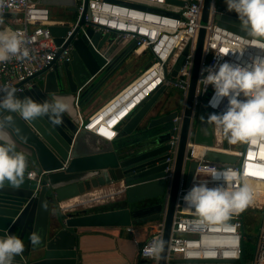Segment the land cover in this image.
Segmentation results:
<instances>
[{"label":"water","instance_id":"1","mask_svg":"<svg viewBox=\"0 0 264 264\" xmlns=\"http://www.w3.org/2000/svg\"><path fill=\"white\" fill-rule=\"evenodd\" d=\"M40 1L51 6L63 4L72 8L74 5V0ZM86 1L78 24L62 46L65 48L71 42L70 59L59 60V51L47 67L11 87L16 89L31 82L21 91L15 90L16 95L30 97L37 102L49 101L54 95L64 97L71 103L72 111L63 114L60 125H53L47 116L29 122L21 119L18 113L12 114L14 120L7 131L16 143V150L26 155L28 166L25 182L20 188H13L7 183L0 188V237L16 235L24 242V252L14 258L13 264H78L77 235L81 228L126 227L157 220L163 214L162 238L166 248L156 264H166L178 185L181 176H184L186 185L190 182L196 166L194 160L185 161L191 122H194L193 142L213 145L212 126L206 123L209 113L204 99L198 96L199 104L194 107L205 30L200 27L198 31L181 109L164 112L156 109L152 114L151 107L168 87L162 84L121 122L118 141L109 142L78 128L74 94L79 87L82 88L80 100L96 93L106 84L120 58L128 51L122 49L118 53V45L109 53V48L104 49V46L107 41H112L113 35L94 31L91 26H86L85 33L79 34L80 25L85 22ZM212 5L214 0H204L201 20L204 13L207 16L203 22L207 20ZM173 14L177 16V13ZM214 18L222 27L248 34L234 11L219 6ZM48 29L55 42L60 44L68 25H49ZM76 34L79 35L74 38ZM187 51L186 46L169 75L165 73L166 80L176 82L172 77H176ZM105 56L109 58L108 62ZM148 65L150 62L146 67ZM193 109L195 114L191 119ZM178 113L182 115L181 134L168 185L163 177L164 159L168 155L172 118ZM204 158L218 163H231L236 159L231 154L213 150H207ZM31 169L36 172L34 178L27 177ZM105 188H113L116 194H122L123 205L98 211L82 206L68 208L65 205L60 208V204L68 203L69 199H82L94 190ZM33 232L41 237L37 246L30 242ZM211 262L229 264L228 261L182 258H173L169 264ZM141 264L150 263L143 259Z\"/></svg>","mask_w":264,"mask_h":264},{"label":"built area","instance_id":"2","mask_svg":"<svg viewBox=\"0 0 264 264\" xmlns=\"http://www.w3.org/2000/svg\"><path fill=\"white\" fill-rule=\"evenodd\" d=\"M203 2L204 0L86 1L85 22L80 25L79 34L85 33L86 26H91L94 31L100 33L108 32L113 35L108 47H111L113 41L116 40L115 47L120 45L118 51L126 49L137 56L149 54L150 65L147 67L145 65L138 75L125 83L107 101L86 116H83L81 111L80 93L82 88L79 87L74 94L78 128H83L112 142L117 138L118 126L121 122L162 84L177 85L185 95L200 27H203L205 32L194 107L199 104L197 98L199 96L204 99L205 108L209 114L219 113L225 109L226 99L220 103L218 108L213 109L209 106L214 89L211 85L205 89L201 84V70L209 67L215 70L224 62L234 66H246L258 58H264V37L257 39L218 25L214 18L217 13L215 0L209 10L207 20L202 22ZM52 7L54 6L42 4L40 0H4V6L0 7V14L11 15L13 25L8 29L24 34L31 59L21 61L13 57L7 63L0 64V87L11 88L31 77L37 71L47 67L59 51V60L70 59L71 42L65 48L62 46L81 18L84 0H74L72 8L68 6L65 9L64 14L73 17L71 23L55 18V13L62 14V11L58 12L57 8L52 9ZM173 13H177V16ZM64 24L68 25V30L63 36L62 42L57 44L48 26ZM78 35L76 34L74 38ZM123 40L125 41L122 42ZM186 46L188 47L187 54L177 70L176 77H172L176 82L166 80L165 73L169 75ZM93 47L96 49L95 46ZM239 48L240 50L236 51ZM105 57L108 62L109 58ZM203 75H207V73L205 72ZM29 84L26 82L17 87L16 92L21 91L25 85ZM194 114L195 109H193L191 119L194 118ZM181 122L182 115L180 113L172 118L168 155L164 159L166 165L163 177L168 185L175 164ZM193 130L194 122H191L190 136ZM212 133V146L197 144L191 140L188 142L185 161L194 160L196 166L190 182L186 185L184 176H181L178 185L166 264H169L173 258L228 261L229 264H264V134H253L245 142L229 144L214 126H212ZM195 146L201 148L199 152ZM207 150L228 153L235 156L236 159L231 163L211 161L204 158ZM213 170H225L228 179L232 181L229 186H236L235 182L241 178L250 184L254 189V202L246 209L247 212L254 208L257 196L263 197L262 206L259 208L261 222L255 235L244 234L242 213L231 216L227 221L209 223L201 222L193 210L185 207L182 197L194 184L204 182L209 188L223 186V179H213L210 176ZM35 175L36 172L32 170L28 172L27 177L34 178ZM114 195H116V190L113 188L98 189L90 192L85 198H75L66 204L61 203L60 208L63 209L65 205L68 208L82 205L92 206L95 202H104L105 199ZM163 217L162 214L159 219L149 224V235L139 247L140 257L150 264H156V260L146 257L144 249L155 238L162 237ZM125 229L129 232L133 231L132 226H126ZM245 237L252 238L256 243L253 254L247 259L243 256Z\"/></svg>","mask_w":264,"mask_h":264},{"label":"clouds","instance_id":"3","mask_svg":"<svg viewBox=\"0 0 264 264\" xmlns=\"http://www.w3.org/2000/svg\"><path fill=\"white\" fill-rule=\"evenodd\" d=\"M224 2L228 11L237 14L249 36L257 39L264 37V0ZM3 6L4 0H0V7ZM0 23H3L2 15ZM26 43L22 32L0 30V64L13 57L21 61L31 59ZM201 72L200 82L204 88L211 85L214 89L209 106L215 109L224 99L227 100L223 111L208 115V125L214 126L229 144L245 142L253 134H264V58L246 66L224 62L215 70L209 67ZM205 72L207 75H203ZM0 94V188L7 183L18 189L25 182L28 165L26 155L16 150V143L7 131L14 120L12 114L18 113L21 119L29 122L47 116L53 125H60L63 114L71 112L72 106L66 98L55 95L44 102L30 97L20 98L15 89L8 86L0 87ZM210 176L223 179V186L209 188L206 183L200 182L182 197L185 207L193 210L201 222L227 221L253 204L254 189L247 181L241 178L235 182L236 186H229L232 181L225 170H213ZM30 242L33 246L40 244L41 237L37 232L31 234ZM24 247V242L16 235L0 237V264H13L14 258L24 252ZM165 248L166 242L157 237L144 249V254L159 261Z\"/></svg>","mask_w":264,"mask_h":264},{"label":"crops","instance_id":"4","mask_svg":"<svg viewBox=\"0 0 264 264\" xmlns=\"http://www.w3.org/2000/svg\"><path fill=\"white\" fill-rule=\"evenodd\" d=\"M10 16V14L2 15L3 23H0V30L8 29L9 26L13 25ZM117 52L119 53L120 51L117 50ZM117 52L116 55L118 54ZM116 86L114 84L106 86L105 84L101 92L102 88L92 94V96L99 95L91 104L82 108V113L86 116L96 110L118 90V87H121V83L119 82L117 88H115ZM172 86L177 88V93L182 99V90L177 86ZM114 141H118V138ZM29 171H32V169ZM116 196L118 199L114 202H109L110 204L95 202L92 206L82 205V207L88 206L91 211L111 206L120 207L124 203L122 200L123 195L116 194ZM73 199H69V201H73ZM151 222L130 225L133 228L131 232L127 231L125 227L114 226L81 228L77 235L78 264H141L143 259L140 257L139 247L149 235L148 226Z\"/></svg>","mask_w":264,"mask_h":264},{"label":"rangeland","instance_id":"5","mask_svg":"<svg viewBox=\"0 0 264 264\" xmlns=\"http://www.w3.org/2000/svg\"><path fill=\"white\" fill-rule=\"evenodd\" d=\"M216 8L219 6H226L224 0H215ZM67 5L63 4H55L53 8H57V11H62V14L55 13L54 17L58 19H63L67 22H72V16L64 14L65 9L67 8ZM207 14H203V21L205 20ZM202 21V20H201ZM202 21V22H203ZM117 43L116 40L113 41L112 46L108 47L110 45V42L107 41L105 43L104 49H108V52L110 53L112 49L115 47V44ZM121 51V50H120ZM150 60L149 54H143L140 56L134 55L132 52H128L126 55L122 56L116 65V67L113 69V73L109 75L108 82L106 83V86L109 84L111 85H117L119 82L121 83V86H123L125 83L133 79L138 73L141 71V69L147 64V62ZM117 86L115 88H117ZM177 86V85H174ZM178 87V86H177ZM118 87L117 89H119ZM102 88L100 92L103 90ZM99 92V93H100ZM96 94L92 97H89L88 100H84L81 105V110L83 107L88 106L92 103V101L97 97ZM158 109L159 112H164L166 110H180L181 109V98L180 95L177 93V88L173 87L172 85H168V87L160 94V96L157 98L155 104L151 107V112L153 110ZM84 114V113H82ZM85 116V115H83ZM193 134V133H192ZM191 134L190 140L193 141V135ZM118 197L116 195L109 197L104 200L102 203H109L114 202L117 200ZM110 204V203H109ZM100 205V204H99ZM97 207V206H96ZM95 209V207H94ZM242 216L244 219V234L248 236L255 235L259 229V225L261 222V213L257 210H250L247 212L245 210L242 212ZM244 248L246 250V254L251 256L255 250L256 243L255 241L250 237H245L243 242ZM172 261V260H171ZM178 264V263H174ZM181 264V263H179ZM193 264V263H190Z\"/></svg>","mask_w":264,"mask_h":264},{"label":"trees","instance_id":"6","mask_svg":"<svg viewBox=\"0 0 264 264\" xmlns=\"http://www.w3.org/2000/svg\"><path fill=\"white\" fill-rule=\"evenodd\" d=\"M223 7L227 8L226 6H223ZM134 55H135V54H134ZM136 56H137V55H136ZM121 87H122V86H121ZM121 87H120V88H121ZM120 88H119V89H120ZM91 96H92V94H88L87 96L82 97V98H81V103H82L84 100L87 101L88 98L91 97ZM81 103H80V104H81ZM118 207H119V206H118ZM118 207H117V206H111V207H109V208H103V209H101V210H107V209L118 208ZM92 211H98V210H92ZM154 221H155V220H154ZM152 222H153V221H152ZM243 256H244V258H246V259L249 257V255L246 254V250H245V248H244V255H243Z\"/></svg>","mask_w":264,"mask_h":264},{"label":"bare ground","instance_id":"7","mask_svg":"<svg viewBox=\"0 0 264 264\" xmlns=\"http://www.w3.org/2000/svg\"><path fill=\"white\" fill-rule=\"evenodd\" d=\"M195 149L197 150V152H199L201 148L198 146H195ZM262 203H263V197L257 196L253 210L259 211V208L262 206Z\"/></svg>","mask_w":264,"mask_h":264}]
</instances>
